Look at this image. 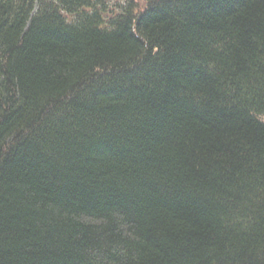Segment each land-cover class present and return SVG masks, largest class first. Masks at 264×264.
Segmentation results:
<instances>
[{"label":"trees","instance_id":"1","mask_svg":"<svg viewBox=\"0 0 264 264\" xmlns=\"http://www.w3.org/2000/svg\"><path fill=\"white\" fill-rule=\"evenodd\" d=\"M0 0V264H264V0Z\"/></svg>","mask_w":264,"mask_h":264},{"label":"rangeland","instance_id":"2","mask_svg":"<svg viewBox=\"0 0 264 264\" xmlns=\"http://www.w3.org/2000/svg\"><path fill=\"white\" fill-rule=\"evenodd\" d=\"M129 0H102L107 5V10L110 13H116L120 10V6ZM139 6H142V0H134Z\"/></svg>","mask_w":264,"mask_h":264}]
</instances>
